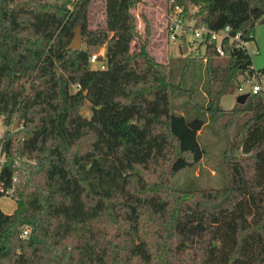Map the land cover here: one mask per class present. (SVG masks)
I'll return each instance as SVG.
<instances>
[{"label": "trees", "instance_id": "trees-1", "mask_svg": "<svg viewBox=\"0 0 264 264\" xmlns=\"http://www.w3.org/2000/svg\"><path fill=\"white\" fill-rule=\"evenodd\" d=\"M94 1L0 0V197L17 203L12 214L0 208V264H264L263 97L249 92L231 112L233 122L249 118L231 144L248 159L236 158L230 187L183 201L170 180L202 161L206 121L172 111L169 66L149 51L147 19L142 37L132 13L141 0H104L96 30ZM167 1L169 14L179 7V17L247 42L264 17V0ZM78 25L85 45L74 50ZM220 45L224 57L219 42L201 44L209 73L224 74L206 109L214 122L231 83L239 90V77L255 74L245 48ZM100 47L106 69L93 70Z\"/></svg>", "mask_w": 264, "mask_h": 264}, {"label": "rangeland", "instance_id": "rangeland-1", "mask_svg": "<svg viewBox=\"0 0 264 264\" xmlns=\"http://www.w3.org/2000/svg\"><path fill=\"white\" fill-rule=\"evenodd\" d=\"M169 7L170 2L167 0H141L136 8L132 10V13L136 17L137 29L142 37L147 26L145 18L147 19L151 31L149 51L159 62L169 66L173 86L170 95L172 111L175 114L183 115L188 120L204 118L206 121L198 136V142L204 151L202 161L193 168L180 171L170 180L171 188L183 195V201L196 204L203 200V195L225 191L230 187L232 181L231 166L236 162V158L248 159L241 151L232 149L231 144L237 138L239 140L242 124L249 118V115L244 114L238 121L233 122L234 117L231 112L237 108L238 97L251 92L254 85L261 86L264 91V77L253 78L247 85H244L246 81H243L244 76L241 75L239 81L243 91L238 90L236 81L232 82L230 88L233 91L228 92L220 99L218 106L220 117L218 122H214L206 109L212 98L210 96L211 92L221 89L224 74L221 72L209 73L204 47L199 46V44L196 46L189 45L188 52L185 53V45L181 46L183 42L169 40L166 29L170 15ZM196 11L197 8L189 7L190 14ZM89 17L90 29L96 30L104 26V0L93 2ZM192 21L196 20H189V22ZM81 36L83 37L82 47H84L85 37L82 34V29ZM254 37V40L248 43V50L253 68L260 71L264 69V17L255 24ZM191 40L192 37L189 36V43ZM137 44L138 41H134L132 49ZM100 52L104 54L105 47L95 48L92 54ZM260 95L264 99V93ZM82 113L85 117H91L92 111L89 103L85 104ZM13 126L11 125L9 129L12 130ZM6 130L3 118L0 117V141ZM3 161L0 146V165ZM246 169H248L249 177H251L253 163L252 165H246ZM10 195L0 197V208L6 214H12L17 207L15 199L11 198ZM170 237L172 238L170 240L171 244L178 241L174 237Z\"/></svg>", "mask_w": 264, "mask_h": 264}, {"label": "built area", "instance_id": "built-area-1", "mask_svg": "<svg viewBox=\"0 0 264 264\" xmlns=\"http://www.w3.org/2000/svg\"><path fill=\"white\" fill-rule=\"evenodd\" d=\"M181 12L182 9L177 7L174 10V14L169 15L166 29L170 41L182 42L183 37H185L188 41L189 36L192 37L190 43L188 41L190 46L191 45L196 46L197 44L201 46L202 43L204 44L206 42L211 43L217 41L219 42V46L217 47V52L221 57H224L225 51L221 47L220 43L223 42L224 40H229L230 43L236 46V48H245L249 53L248 50L249 42L242 39L241 33L232 35L230 27H226L225 29L220 31H212L208 29L206 26L198 24V22L196 21L189 22V20L179 17ZM105 61H106L105 53L102 54L101 52L97 54H93L90 58V64L93 70H105L106 69ZM261 76H262L261 73L255 70L254 78H259ZM248 83L249 82H246L244 85H247ZM239 91H243V88L241 87ZM251 93L261 94L264 93V91L261 86L254 85ZM0 192L3 193V189L0 188ZM28 236H29V232L25 231L23 233V237L27 238Z\"/></svg>", "mask_w": 264, "mask_h": 264}, {"label": "water", "instance_id": "water-1", "mask_svg": "<svg viewBox=\"0 0 264 264\" xmlns=\"http://www.w3.org/2000/svg\"><path fill=\"white\" fill-rule=\"evenodd\" d=\"M81 29H82L81 25H78L77 28H76V30H75V35H74L73 43H72V45H71V48L74 49V50H80L81 47H82V44H83V37L81 36ZM184 52H185V53L188 52V47H187V45L184 46ZM87 94H88V92L86 91V92H85V95H87ZM248 97H249V94H243V95H240V96L238 97V99H237V103H238V104H241V105L245 104L246 101H247V99H248ZM19 126H20V122L17 121V122L14 124L12 130H13V131L17 130V128H18Z\"/></svg>", "mask_w": 264, "mask_h": 264}]
</instances>
